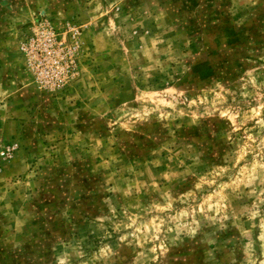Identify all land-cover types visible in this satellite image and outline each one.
Returning a JSON list of instances; mask_svg holds the SVG:
<instances>
[{"label":"rangeland","instance_id":"obj_1","mask_svg":"<svg viewBox=\"0 0 264 264\" xmlns=\"http://www.w3.org/2000/svg\"><path fill=\"white\" fill-rule=\"evenodd\" d=\"M76 31L44 91L18 43ZM0 264H264V0H0Z\"/></svg>","mask_w":264,"mask_h":264},{"label":"built area","instance_id":"obj_2","mask_svg":"<svg viewBox=\"0 0 264 264\" xmlns=\"http://www.w3.org/2000/svg\"><path fill=\"white\" fill-rule=\"evenodd\" d=\"M77 32H56L47 24H39L18 43L24 67L38 88L44 91L61 89L77 76ZM9 149L0 152L8 159Z\"/></svg>","mask_w":264,"mask_h":264}]
</instances>
